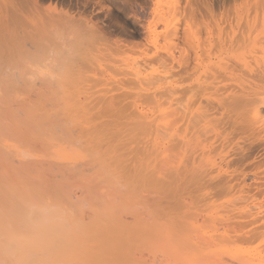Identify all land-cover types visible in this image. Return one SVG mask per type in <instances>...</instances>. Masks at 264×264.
<instances>
[{
    "label": "bare ground",
    "instance_id": "1",
    "mask_svg": "<svg viewBox=\"0 0 264 264\" xmlns=\"http://www.w3.org/2000/svg\"><path fill=\"white\" fill-rule=\"evenodd\" d=\"M0 264H264V0H0Z\"/></svg>",
    "mask_w": 264,
    "mask_h": 264
}]
</instances>
